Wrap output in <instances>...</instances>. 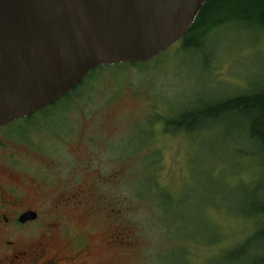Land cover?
Masks as SVG:
<instances>
[{
    "label": "rangeland",
    "instance_id": "obj_1",
    "mask_svg": "<svg viewBox=\"0 0 264 264\" xmlns=\"http://www.w3.org/2000/svg\"><path fill=\"white\" fill-rule=\"evenodd\" d=\"M230 3L214 0L192 36ZM185 37L149 62L90 73L44 111L0 130L37 144L10 143L33 179L7 180L35 201L51 206L78 188L100 193L86 209L62 211L71 235L91 242L88 264H253L242 249L262 224L247 216L252 199L264 197V149L248 138V119L228 115L192 130L173 122L264 90V32L233 22L201 46L187 48ZM113 230L126 243L101 248Z\"/></svg>",
    "mask_w": 264,
    "mask_h": 264
},
{
    "label": "water",
    "instance_id": "obj_2",
    "mask_svg": "<svg viewBox=\"0 0 264 264\" xmlns=\"http://www.w3.org/2000/svg\"><path fill=\"white\" fill-rule=\"evenodd\" d=\"M207 2L0 0V129L58 102L94 68L164 53Z\"/></svg>",
    "mask_w": 264,
    "mask_h": 264
},
{
    "label": "flooded vegetation",
    "instance_id": "obj_3",
    "mask_svg": "<svg viewBox=\"0 0 264 264\" xmlns=\"http://www.w3.org/2000/svg\"><path fill=\"white\" fill-rule=\"evenodd\" d=\"M33 116L21 120L26 121ZM10 143L37 147L33 139L23 141L5 134L0 135V167L1 163L7 166L12 163L11 167L8 166L9 172L4 173L0 169V264H88L92 253L91 242L84 233L71 235L65 223L66 214L62 211L86 209L88 202L101 200L100 193L97 190L78 188L58 195L51 206L35 201L37 195L29 196L7 181L12 176L23 178L25 183L33 179V172L28 167L21 166L16 154L11 153ZM37 173L35 172L36 177L41 179L42 176ZM91 209L92 207L89 208L90 211ZM29 213L35 214L36 219L23 222V216ZM92 213H96L95 208ZM120 238L122 235L113 230L100 247L109 248L118 242L125 244Z\"/></svg>",
    "mask_w": 264,
    "mask_h": 264
},
{
    "label": "trees",
    "instance_id": "obj_4",
    "mask_svg": "<svg viewBox=\"0 0 264 264\" xmlns=\"http://www.w3.org/2000/svg\"><path fill=\"white\" fill-rule=\"evenodd\" d=\"M230 1V8L227 11L225 9L224 11L221 10L218 12L221 17L214 15V23L207 26L206 32L201 33L202 35L195 39L193 37V33L200 27L204 17L208 16V11L211 8L212 2H214V0H208V2L202 8L195 24L186 34L185 38L190 37L186 44L187 48L190 46H201L200 44H202V41L206 38H203V36H205L207 33H210L213 28L225 25L227 23H241L249 26L252 29L264 32V0ZM106 67L108 66L94 68L90 73H95L96 70H101ZM228 115H240L243 118L248 119V138L252 142L260 144L264 149V90H260V92L257 93L231 98L218 104H212L208 107L206 106L203 109L188 115L187 118H182L180 121L178 120L173 122V125L177 130H192V124L194 123L203 124L205 121H214L220 117ZM261 187L264 189V185ZM248 211L247 217H257L262 221V224L260 230L255 232V236H252L253 238L246 242V245L242 249V255L247 256V259L249 260L253 259V264H264V197H255L252 199L248 207ZM254 243H256L254 246V254L252 257H250V250Z\"/></svg>",
    "mask_w": 264,
    "mask_h": 264
}]
</instances>
